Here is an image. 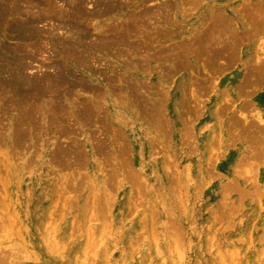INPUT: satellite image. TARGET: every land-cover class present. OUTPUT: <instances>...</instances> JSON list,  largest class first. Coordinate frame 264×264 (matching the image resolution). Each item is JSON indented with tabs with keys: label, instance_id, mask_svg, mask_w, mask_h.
<instances>
[{
	"label": "rangeland",
	"instance_id": "obj_1",
	"mask_svg": "<svg viewBox=\"0 0 264 264\" xmlns=\"http://www.w3.org/2000/svg\"><path fill=\"white\" fill-rule=\"evenodd\" d=\"M19 1L45 14L36 31L81 36L60 26L82 0ZM83 1L100 12L78 20L82 41L129 31L86 68L23 40L18 14L0 18V78L22 59L38 80L59 59L88 84L27 111L0 88V264H264V0H120L107 14ZM219 15L254 36L209 39Z\"/></svg>",
	"mask_w": 264,
	"mask_h": 264
},
{
	"label": "bare ground",
	"instance_id": "obj_2",
	"mask_svg": "<svg viewBox=\"0 0 264 264\" xmlns=\"http://www.w3.org/2000/svg\"><path fill=\"white\" fill-rule=\"evenodd\" d=\"M23 2H25L26 5H29L31 4V6L33 7L34 5L37 6V7H40L42 6H45L44 8H50L53 6L54 2L56 0H38L37 3L34 4L35 0H22ZM145 1V0H144ZM148 1V0H147ZM82 2H84L83 0L80 1V3L77 4V9L74 8L75 12L73 14H71L72 16H70L69 18L67 17V20H65L64 23H62V25L60 27H64V28H68V32L69 33H76V34H80L82 36L85 35L86 33V28L85 27H82V25H77L80 23L81 19H85V18H92L93 16L95 15H98V12H100V10H96V11H90V12H85L84 9H83V4ZM120 4V0H105V3H104V12H107L110 11V10H114L116 9V7ZM161 5V4H160ZM167 5V4H166ZM34 6V7H35ZM42 6V7H43ZM121 6V4H120ZM156 6V5H155ZM165 6V5H164ZM256 6V5H255ZM259 6V5H258ZM263 8H264V4L262 5ZM22 7H24L19 0H0V18L4 19L3 17L7 16V15H15V14H18L19 16V20L17 21H14V23L11 26V28L15 31H18L22 37L23 40H32L34 38H37V41H39L41 38H44V41L42 39V45H45V44H51L54 46L55 50H56V55L58 54V57L60 55V57H62L63 59H65V61H71L72 64L76 65V66H81V67H89L88 65V62L90 61L91 62V58L92 57V53H93V50H100V51H105L104 49H108V48H111V49H115L117 46H119L120 44H124L125 42H123L125 40V37H124V34H128L129 31L127 30L128 33H125L122 35V34H119L120 32H123L122 31H117V29H114L111 30V33H110V36L107 37V39H105V41H101V40H96L95 43H86L85 41H82V40H85V39H82L79 37L78 39L72 41L71 39L65 37V36H62V37H59L58 35H54V34H51V33H46V34H43L42 32L40 31H36L35 29V24L37 22H40V21H43V16H45V14H36V13H28L26 11L23 12L22 11ZM160 7V6H159ZM257 7V6H256ZM120 8V7H119ZM165 8V7H164ZM259 8L261 9V5L259 6ZM257 7V10L259 9ZM263 8L261 10H263ZM102 9V8H101ZM252 9V8H251ZM259 9V10H260ZM253 10V9H252ZM260 10V11H261ZM41 11V10H40ZM101 11V13H103ZM254 11V10H253ZM53 12V11H52ZM252 12V11H251ZM141 13H142V10H141ZM145 13H148V11H146ZM255 13V12H254ZM253 13V14H254ZM264 13V12H263ZM52 14V13H51ZM57 14V13H56ZM100 14V13H99ZM102 15V14H101ZM100 15V16H101ZM136 16V15H135ZM253 16V15H252ZM72 17V18H71ZM256 17V16H255ZM254 17V18H255ZM18 19V18H17ZM129 19V18H128ZM135 19V18H134ZM142 19V18H141ZM259 19V18H258ZM12 20V19H11ZM16 20V19H15ZM80 20V21H78ZM145 19L143 20H140L141 21H144ZM148 21L150 19H147ZM212 20V19H211ZM214 24H213V27L211 30H208L209 34L206 36L208 37L209 39L212 38H216V39H221V38H224L225 36L228 37V36H233L235 38V42L236 44H238L240 41L244 40V39H249V38H252L254 36V33L255 31H251L249 34H244V35H239L238 36V32L232 30V29H229L228 26H229V22H230V19L225 17V16H221L219 15L217 18H215L214 20ZM253 21V20H252ZM12 22V21H11ZM136 22V21H134ZM152 22V21H151ZM150 23V22H149ZM212 23V22H211ZM142 24H144L142 22ZM256 25V24H255ZM127 26V25H126ZM120 28V27H119ZM125 28L124 25L121 29ZM126 30V29H124ZM130 30V29H129ZM67 32V31H66ZM67 32V33H68ZM119 32V33H117ZM107 33V32H106ZM66 34V33H65ZM109 34V33H107ZM101 36V35H100ZM128 38V36H127ZM254 39V38H253ZM126 41V40H125ZM221 41V40H220ZM208 43V41H207ZM42 45H39V46H34V49L35 52L34 53H43V52H46L45 51V47H43ZM217 46L219 47V45L217 44ZM217 46L215 48H217ZM27 47V46H26ZM29 47V46H28ZM136 47V45H135ZM212 47V46H211ZM225 47V46H224ZM229 48V47H228ZM10 49V48H9ZM24 49V48H23ZM26 49V48H25ZM29 49H31L29 47ZM220 49H221V46H220ZM15 50V49H14ZM16 50H19V49H16ZM15 50V51H16ZM34 50H31V51H34ZM36 50L38 52H36ZM14 51V52H15ZM30 51V50H29ZM30 51V52H31ZM108 51V50H107ZM115 51V50H114ZM17 52V51H16ZM28 52V53H30ZM221 52V51H220ZM219 52V53H220ZM27 53V52H26ZM33 53V52H32ZM33 53V54H34ZM231 54V53H230ZM229 54V55H230ZM248 54V57L250 59L251 55H252V52L248 51L246 53V55ZM263 54H264V49H263ZM27 56H29L28 54H26ZM55 55V56H56ZM94 55V53H93ZM36 56V54H35ZM261 56V55H260ZM263 56V55H262ZM34 55L31 56V58H33ZM258 57V56H257ZM264 57V56H263ZM24 58V57H23ZM29 58V57H27ZM94 59V58H93ZM243 59V58H242ZM46 59H44L45 61ZM96 60V59H95ZM94 60V61H95ZM248 60V59H247ZM22 59H20L18 62L16 60V63H8L7 66V72H8V75L5 76V77H1L0 78V88L3 87L4 89L6 88H10L14 94V98H13V103L16 102L18 104V106H24L23 103H26L28 104V102L31 100H33V97H35V94H38V93H44V94H48L50 96L52 95H57V93L55 94V92H58L61 88L64 89V92L68 93L67 91H70V88L73 87V86H82V88H85L87 87V85L84 83L83 80H81V78H78L76 77L73 72H71L69 70V68L66 66V64L62 61H60L59 59L58 60H46L47 61V65H44L43 66V62H41V65L45 68V69H49L50 67L53 68V71L54 74H45L43 76H41L42 78H38V80H35L34 79H29V78H26L25 76H22V72L23 70L26 68V66L28 65H24V63L21 62ZM244 61V59H243ZM246 61V60H245ZM46 63V62H44ZM39 64V68L41 66ZM245 65H247L245 63ZM41 66V67H42ZM46 66V67H45ZM256 66V65H255ZM80 67V68H81ZM98 68V67H97ZM255 68V67H254ZM261 68V67H260ZM247 69V68H246ZM263 69V70H262ZM262 69H257V72L255 74H258V76L260 77H263L264 75V66H262ZM95 71V70H94ZM93 71V72H94ZM247 72V70H246ZM24 75V74H23ZM41 79V80H39ZM260 79V78H259ZM248 83V81L246 82ZM110 84V83H109ZM134 88V87H133ZM9 89V91H10ZM56 89H59L57 91H55ZM140 88L136 89L135 90H139ZM61 91V90H60ZM139 93V92H137ZM140 94V93H139ZM52 96V99L49 98L48 100L51 99V101L53 102L54 99ZM37 97V95H36ZM35 97V99H36ZM56 97V96H55ZM56 99V98H55ZM46 100V99H45ZM75 100V99H74ZM57 101V99H56ZM55 101V102H56ZM76 101V100H75ZM90 101V100H89ZM145 101V100H144ZM46 102V101H45ZM77 102V101H76ZM61 103V101H60ZM60 103H56L57 106L60 107ZM150 103V102H149ZM31 104V103H30ZM28 104V105H30ZM39 104V103H38ZM50 104V102H49ZM56 104L54 106V103H51V107H55L56 108ZM59 104V105H58ZM78 104V103H77ZM85 106V109L82 108L81 110H85L86 112V115L88 117H90V115L94 116V113L96 112H99L100 111V107L98 106L99 104L95 105L93 104L92 102H88V103H83ZM33 105V104H32ZM62 105V104H61ZM80 105V104H79ZM160 105V103H159ZM158 105V106H159ZM10 106V105H9ZM37 106V105H36ZM152 106V105H151ZM161 106V105H160ZM25 107V106H24ZM24 107L22 109H24ZM31 107V106H30ZM83 107V106H82ZM87 107V108H86ZM155 107V106H154ZM157 107V106H156ZM163 105L161 107H157V111L155 112L154 115H158V116H161L163 109H162ZM46 108V107H45ZM153 108V106H152ZM145 109V108H144ZM21 110V109H20ZM27 109H24V111H27ZM55 110V109H54ZM46 111V109H45ZM153 111V110H152ZM50 112V111H49ZM63 112V111H62ZM66 112V111H65ZM70 112V111H69ZM57 114V113H56ZM69 114V113H68ZM26 115V113H25ZM36 115V113H35ZM58 115V114H57ZM85 115V114H84ZM147 115H149V113L147 112ZM64 116V115H63ZM91 116V117H92ZM23 117V115L21 116V118ZM26 117V116H25ZM60 117V116H59ZM24 118V117H23ZM154 118V117H153ZM259 118V117H258ZM14 119V118H13ZM66 119V118H65ZM156 120V118H154ZM18 120V119H17ZM151 120V119H150ZM162 120V119H161ZM260 120V119H258ZM158 121V120H157ZM261 122V120H260ZM31 123V122H30ZM61 124V123H60ZM21 126V124H19ZM160 125V124H159ZM158 125V126H159ZM23 126V125H22ZM254 127V126H252ZM258 129V127H256ZM260 128V127H259ZM262 129V128H261ZM263 131V130H262ZM258 132H261V131H258ZM13 133V132H12ZM258 134V133H257ZM18 136V135H17ZM16 137V136H15ZM16 141V140H15Z\"/></svg>",
	"mask_w": 264,
	"mask_h": 264
},
{
	"label": "crops",
	"instance_id": "obj_3",
	"mask_svg": "<svg viewBox=\"0 0 264 264\" xmlns=\"http://www.w3.org/2000/svg\"><path fill=\"white\" fill-rule=\"evenodd\" d=\"M238 22H241V21H238ZM238 26V25H237ZM241 31V30H240Z\"/></svg>",
	"mask_w": 264,
	"mask_h": 264
}]
</instances>
